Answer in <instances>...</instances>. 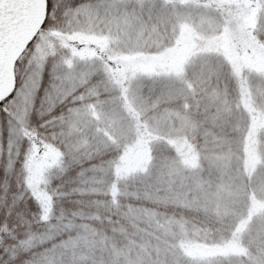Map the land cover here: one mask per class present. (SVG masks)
<instances>
[{
  "label": "clouds",
  "instance_id": "clouds-1",
  "mask_svg": "<svg viewBox=\"0 0 264 264\" xmlns=\"http://www.w3.org/2000/svg\"><path fill=\"white\" fill-rule=\"evenodd\" d=\"M48 3L34 31L0 40V264H264V126L245 150L264 91L244 94L255 112L241 92L264 81L248 67L264 40L247 6ZM72 36L106 44L82 59Z\"/></svg>",
  "mask_w": 264,
  "mask_h": 264
},
{
  "label": "rangeland",
  "instance_id": "rangeland-1",
  "mask_svg": "<svg viewBox=\"0 0 264 264\" xmlns=\"http://www.w3.org/2000/svg\"><path fill=\"white\" fill-rule=\"evenodd\" d=\"M70 2L75 5L81 2V0H70ZM229 2H235V3H243L248 8V15L246 17L247 23L251 26L253 29V35L256 36L257 40H264V0H229ZM49 10H51L52 7V0H49L48 3ZM72 40H78L80 43V47H76L75 45L65 43V47H73L75 48V53H72L73 56H78L80 58H89L94 57L98 55L96 51V47H104L106 44V41L102 38L92 37V38H84V37H78V36H72L70 37ZM181 39H183V34ZM94 45V46H89ZM71 49V48H70ZM223 51L225 56L230 61H235L236 57H234L230 52V46L225 38V43L223 45ZM245 55H248V53H245ZM112 59H117L115 57H112ZM161 61L167 64H176L179 59V53L178 52H170L166 54H161L159 57ZM249 68H251L254 72H261L264 71V56H261L259 59L258 64H249ZM149 70V69H145ZM151 70H154L151 69ZM253 89L257 91H264V81H260L258 78H252L249 77L247 79V82L242 84L241 86V92H242V98L245 100V107L249 110V112H255V107L247 102V98L244 96L245 93L248 95L251 94ZM2 115V113H0ZM264 126V122H261V125H257L256 117H253V129H255V137L252 138V134L250 133V139L248 143L246 144L245 150L249 153V156L251 157L254 153L258 154L260 147H261V137H260V127ZM174 146H176L177 151H179V147L181 144H177L176 141H171ZM187 163H189L191 166L195 167L198 163L196 157L192 156L190 159L187 160ZM256 180L258 183L264 184V174H260L256 176ZM203 247V246H200ZM195 251L196 248H194ZM237 246L234 242L227 243L221 251L227 252V251H237ZM197 253L193 254L196 255ZM202 254V253H201Z\"/></svg>",
  "mask_w": 264,
  "mask_h": 264
},
{
  "label": "water",
  "instance_id": "water-1",
  "mask_svg": "<svg viewBox=\"0 0 264 264\" xmlns=\"http://www.w3.org/2000/svg\"><path fill=\"white\" fill-rule=\"evenodd\" d=\"M44 18V0H0V40L11 42L24 38L39 27ZM3 55L0 52V94L8 87L3 72Z\"/></svg>",
  "mask_w": 264,
  "mask_h": 264
},
{
  "label": "trees",
  "instance_id": "trees-1",
  "mask_svg": "<svg viewBox=\"0 0 264 264\" xmlns=\"http://www.w3.org/2000/svg\"><path fill=\"white\" fill-rule=\"evenodd\" d=\"M184 147H185V146H184L183 144H181L180 147H179V151L182 150V149H184ZM195 253H197V251H195V250L193 249V253H192V254H195Z\"/></svg>",
  "mask_w": 264,
  "mask_h": 264
},
{
  "label": "bare ground",
  "instance_id": "bare-ground-1",
  "mask_svg": "<svg viewBox=\"0 0 264 264\" xmlns=\"http://www.w3.org/2000/svg\"><path fill=\"white\" fill-rule=\"evenodd\" d=\"M71 48V53H75V48L70 47Z\"/></svg>",
  "mask_w": 264,
  "mask_h": 264
}]
</instances>
